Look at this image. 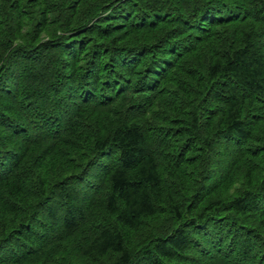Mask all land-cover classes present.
<instances>
[{"label": "trees", "instance_id": "1", "mask_svg": "<svg viewBox=\"0 0 264 264\" xmlns=\"http://www.w3.org/2000/svg\"><path fill=\"white\" fill-rule=\"evenodd\" d=\"M0 264H264V0H0Z\"/></svg>", "mask_w": 264, "mask_h": 264}]
</instances>
